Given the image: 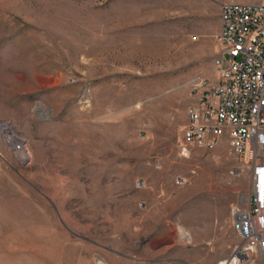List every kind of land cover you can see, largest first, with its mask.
Segmentation results:
<instances>
[{
  "label": "rangeland",
  "instance_id": "rangeland-1",
  "mask_svg": "<svg viewBox=\"0 0 264 264\" xmlns=\"http://www.w3.org/2000/svg\"><path fill=\"white\" fill-rule=\"evenodd\" d=\"M225 1L0 0V122L26 145L0 132V264L232 255L248 170L228 139L178 144Z\"/></svg>",
  "mask_w": 264,
  "mask_h": 264
},
{
  "label": "built area",
  "instance_id": "built-area-1",
  "mask_svg": "<svg viewBox=\"0 0 264 264\" xmlns=\"http://www.w3.org/2000/svg\"><path fill=\"white\" fill-rule=\"evenodd\" d=\"M216 38V77L197 73L188 80L194 102L178 144L215 149L228 139L242 158L250 187L232 213L241 244L218 264H264V2L223 3ZM0 125L12 149L25 154L24 140L11 138L18 137L12 124Z\"/></svg>",
  "mask_w": 264,
  "mask_h": 264
},
{
  "label": "crops",
  "instance_id": "crops-1",
  "mask_svg": "<svg viewBox=\"0 0 264 264\" xmlns=\"http://www.w3.org/2000/svg\"><path fill=\"white\" fill-rule=\"evenodd\" d=\"M225 2H241V3H263L264 0H229ZM224 2V3H225Z\"/></svg>",
  "mask_w": 264,
  "mask_h": 264
},
{
  "label": "bare ground",
  "instance_id": "bare-ground-1",
  "mask_svg": "<svg viewBox=\"0 0 264 264\" xmlns=\"http://www.w3.org/2000/svg\"><path fill=\"white\" fill-rule=\"evenodd\" d=\"M0 127H1V128H3V125H0ZM11 138H13V139H14V141H13V142H14V144H17V143L19 142L18 140H20V141H21V138H19V137H16V136H15V134H12V135H11ZM21 155H22V154H21Z\"/></svg>",
  "mask_w": 264,
  "mask_h": 264
}]
</instances>
